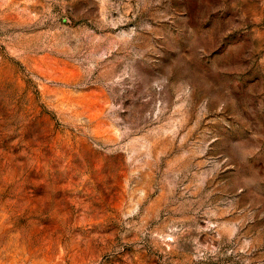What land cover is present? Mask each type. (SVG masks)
Returning <instances> with one entry per match:
<instances>
[{
	"label": "rangeland",
	"instance_id": "374dc122",
	"mask_svg": "<svg viewBox=\"0 0 264 264\" xmlns=\"http://www.w3.org/2000/svg\"><path fill=\"white\" fill-rule=\"evenodd\" d=\"M0 264H264V0H0Z\"/></svg>",
	"mask_w": 264,
	"mask_h": 264
}]
</instances>
